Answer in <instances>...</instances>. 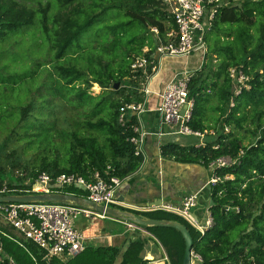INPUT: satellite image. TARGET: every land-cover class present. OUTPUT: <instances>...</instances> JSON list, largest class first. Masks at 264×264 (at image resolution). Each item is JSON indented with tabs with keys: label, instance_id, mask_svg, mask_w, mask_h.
Instances as JSON below:
<instances>
[{
	"label": "trees",
	"instance_id": "16d2710c",
	"mask_svg": "<svg viewBox=\"0 0 264 264\" xmlns=\"http://www.w3.org/2000/svg\"><path fill=\"white\" fill-rule=\"evenodd\" d=\"M83 1L53 0L55 6L63 9L71 6L73 11L52 17L49 13L54 5L50 3L34 10L19 0H0V40L25 34L28 28L40 22V30L50 42L56 61L52 68L54 81L51 87L49 82L43 85L40 93L46 98L50 95L52 99L61 97L66 102L74 101V109L98 100L90 112L91 117L97 118L96 121L89 120L85 125L89 134L81 136L76 131H63L62 135L68 143L62 153L57 150L55 156L41 155L40 164L34 166L21 160L17 145L10 152H0V188H20L25 179H34L41 172L77 174L87 179L99 172L106 179L111 176L125 179L135 174L144 162L142 156L136 155L135 146L130 142L135 136L133 126L138 123L137 117L130 114L126 123L121 124L120 108L126 103L144 101L141 89L145 76L141 72H132L131 63L142 55L155 60L159 40L166 41L167 34L176 30L175 21L161 0H100L106 2L101 5L94 0L88 11L81 8ZM121 14L127 20H119ZM112 16H116L118 21L106 25V20ZM99 24L98 38L86 41L84 35L90 31L93 34ZM257 24L259 33L254 36L250 28ZM153 28L158 29V36ZM210 31L234 39L214 51L219 59L217 64L209 65L204 60L189 83L193 109L187 125L191 130L204 134V140L209 138L200 146L164 143L161 154L181 163L203 164L208 169L210 163L221 157L237 161L215 169V174L222 181L210 187L213 225L202 234L182 218L162 210H120L186 225L194 239L192 251L201 259H195L197 264H264V0L221 10ZM146 33H152L154 38H149ZM123 44L127 53L117 61ZM145 48L149 50L144 52ZM132 52L141 55L132 56ZM3 63L0 61V65ZM231 67L242 68L250 76L249 90L244 89L234 95L229 78ZM15 78H21V75L11 76L13 83L17 84ZM117 83H121L118 89ZM93 85L101 88L102 92L93 95L90 91ZM212 101H217V104L213 105ZM37 109L43 113L41 107L37 106ZM37 111L32 101L27 103L21 108L18 121L26 122L32 113L36 118ZM210 111L218 114L212 120ZM15 116L18 117L9 113L8 121L11 122ZM41 116L35 119L36 124H33L34 119L30 120L32 123L28 128L33 133L31 136L16 138L6 135L2 145L9 148L10 143L16 144L31 137L50 141L56 123L48 119L56 117L55 113L50 109L45 118L43 114ZM0 122H3L2 115ZM246 127H250L247 131L255 139L250 145H245L239 136ZM226 128L231 131L227 132ZM99 137H103V143ZM32 142L27 145L31 146ZM3 154H9L7 160L12 159L9 162L11 170L1 164ZM17 171L24 172L26 176L15 177ZM64 192L87 197L74 188ZM141 228L158 242L153 237L137 235L124 241L123 246H87L67 262L51 258L50 264H73L79 258L78 264H150L143 255L150 241L162 245L168 257L167 264H183L185 241L179 231L163 227ZM46 254L33 241L20 240L10 230L0 226V264H47Z\"/></svg>",
	"mask_w": 264,
	"mask_h": 264
},
{
	"label": "built area",
	"instance_id": "2783aa9c",
	"mask_svg": "<svg viewBox=\"0 0 264 264\" xmlns=\"http://www.w3.org/2000/svg\"><path fill=\"white\" fill-rule=\"evenodd\" d=\"M167 12L173 17L176 30L167 34V40H159L156 48L158 58L151 60L146 56H138L131 63V70L134 73H143L145 81L142 84L141 92L144 94L143 102L126 103L120 108L119 122L125 124L127 116L132 114L137 117L138 123L133 126L135 136L130 142L135 146L136 155L144 156V144L146 137L151 134L144 129L140 115L146 111V102L151 93L149 84L158 73L160 65L159 58H187L194 52L206 53V34L211 29L217 14L226 8H234L247 2L257 0H161ZM152 31L158 36L159 31L153 28ZM149 49L146 48L144 52ZM195 70L183 69L174 74L173 78L166 84L162 93L159 94V104L156 107L162 122L172 129L173 134L196 136L202 140L204 145V134L193 131L188 127L191 119L193 101L189 97V83ZM229 78L233 84L234 95H238L244 89L249 90L250 76L239 67L229 69ZM233 105V100L231 101ZM183 109H185L182 114ZM229 132V129H225ZM163 133L159 134L162 135ZM243 154V151H241ZM230 157H221L210 163V177L208 186L211 187L222 181L221 177L215 174L217 167H225L236 163ZM22 171L15 172V177H25ZM125 179L111 176L106 179L99 172H95L87 179L77 174L61 173L54 175L48 172L39 173L34 179L24 180L22 187L8 190L6 186L0 188V197L8 195L25 194H51L63 193L65 189L74 188L84 192L87 199L105 207L129 209L121 202L116 193ZM228 178V177H226ZM9 183V182H7ZM17 193V194H16ZM76 196V195H75ZM199 207V195L192 194L186 197L178 206L162 205L150 207L147 212L165 211L176 215L186 221L190 226L201 232L213 225V217L210 207L206 209L205 224L199 223V218L194 209ZM196 214V217L194 216ZM0 215L6 223L26 240H31L41 249L46 251V258H57L64 262L69 261L82 253L85 248L86 238L76 227L75 221L80 217L86 219H104L107 215L96 212L88 207L71 203H0ZM115 221H121L111 218ZM130 229L144 231L141 227L130 221H121ZM193 259L201 260L193 253Z\"/></svg>",
	"mask_w": 264,
	"mask_h": 264
},
{
	"label": "rangeland",
	"instance_id": "374dc122",
	"mask_svg": "<svg viewBox=\"0 0 264 264\" xmlns=\"http://www.w3.org/2000/svg\"><path fill=\"white\" fill-rule=\"evenodd\" d=\"M19 1L34 10H37L41 6H46L48 3H50L54 5L52 6V10L49 13V15L52 17L56 14L70 13L73 11V7L71 6L65 9L60 8L59 6H55L53 0ZM93 2L94 0H84L82 2V5L80 6L83 10L88 11L93 6ZM98 3L99 5H101L105 4L106 2L98 0ZM98 10H100V8ZM121 19L127 20L123 15L119 20ZM116 21H118V18L116 16H112L111 18L106 20L105 24L113 25L116 23ZM40 26L41 23L37 22V24H35L33 27L28 28L25 34H19L16 36L11 35L5 40H0V61L4 62L2 65H0V115H2L3 117V122H0V152H10L13 150V148H16L17 145V151L22 157L21 160L25 161L26 164L34 166L40 164L41 160L39 159L41 158V155L55 156L57 150L59 153H62L63 147L67 146L68 143L62 135L63 131H76L81 136L89 134L85 129V125L89 120L96 121L97 118L91 117L90 112L93 108V105L98 101H93L88 106L74 109L73 107H76L74 101L66 102L62 100L61 97L57 99L53 97L52 99V96L50 95H48L46 98L45 95L40 93V90L44 89L42 86L46 83L49 82L50 87L52 86V83L54 81V77L52 76V68L56 64V61L54 60V53L50 48V42L48 41L47 36L41 32ZM98 28H100V24L97 26V30L93 31V34L90 31L89 33L84 35L86 41H90L91 39H93V37L98 38V36L100 35ZM234 29L235 27H233V30ZM96 31L97 34H95ZM250 33L254 36L258 35L259 25L257 24L256 26L250 28ZM147 36L149 38H154L152 33H148ZM207 36L208 41H206V53L194 52L191 56L187 57V59L166 60L164 67L166 72L168 73L171 69L181 70L185 68L186 62L187 68L190 70L197 68V70H199L204 63V60H207L206 62L209 65L217 64L219 62V59L217 58V55L214 53V51L221 46H227L229 43L233 42L234 38H226L222 33L213 34L211 33L210 29L207 31ZM94 45H98V43H94ZM125 53H127V47L123 44L120 48V51L118 52L119 57L117 58V61H120L121 57H123ZM132 54V56L141 55L137 54L136 52H132ZM5 66L6 69H3ZM12 74L21 75V78H15V80H17V84H14V80H11ZM3 80H5V82ZM90 91L93 93V95H98L102 92V89L97 85H93ZM48 100L52 101L48 102ZM31 101L35 104L36 111L38 110L37 106L43 109V113H41L40 110L37 111L36 118L40 119V117H42V114L45 118L50 109L55 113L56 117L48 119L55 120L56 123V129L53 133V137L49 139L50 141H46L43 139L39 141L37 138L31 137L29 140L26 139L23 141H19L16 144L10 143L9 148H5L1 143L3 136L11 134L16 138H21L27 135L31 136L33 134L31 133V128H28V126H30V124L32 123L30 121L31 119H34L33 124H36V118L34 117L35 115L33 113L32 116L30 115L28 117V120L26 122L23 123L21 121H18V119H20L21 108ZM211 103L215 105L217 104V101H212ZM9 113L16 114L18 117L16 118L15 116V118L11 119L10 122V120L8 121L7 117ZM209 115L210 119L212 120V118L217 116L218 114L210 111ZM249 128L250 127H246V130L242 131L239 134V136L243 139L245 145H250L251 143L255 142V139L247 131V129ZM229 131L231 130L229 129ZM233 132L236 133L237 130H233ZM211 133H213V131H211ZM99 138V141L103 143V137ZM208 138L209 137H205V140H207ZM190 139L192 145L189 146H198L201 141L200 138L196 136H192ZM32 140L33 142L31 146H28L27 144ZM8 155L9 154H3L1 156V164H3L6 169L11 170L9 162H11L12 159L7 160ZM20 170L24 171L23 169ZM193 211H196L199 218V223L205 224V220L207 219L206 214L202 210L194 209ZM95 223L96 224H94L93 226H85V224L90 223L87 222V220L83 217H80L75 221L76 227L81 229V231L87 238L90 239L92 236L97 235L99 236V238H105L108 240H87L85 242L86 247L90 246V248H100L105 246H123L124 241L133 237L135 238L137 235L141 237L143 235V231L138 229H130L123 222L115 221L108 216L104 219H96ZM0 226L10 230L20 240H25L23 236H20L15 230H12L10 228V226L4 220V217L1 215ZM87 232H89L88 235H86ZM120 233L122 236V238H120L121 242L118 245L111 244L113 238H111L110 236H119ZM150 237L148 236L146 238ZM115 238L117 240L118 237ZM152 249L155 250V255L159 252L161 256H164L163 249L156 243H154ZM80 260L81 258L77 259L73 264H78ZM193 262L194 264H197L195 259H193Z\"/></svg>",
	"mask_w": 264,
	"mask_h": 264
},
{
	"label": "crops",
	"instance_id": "0c3cea01",
	"mask_svg": "<svg viewBox=\"0 0 264 264\" xmlns=\"http://www.w3.org/2000/svg\"><path fill=\"white\" fill-rule=\"evenodd\" d=\"M157 58L158 56H156ZM176 59L181 60L187 58H159L158 65H160V69L149 84L151 93L147 98L146 111L139 117L144 129L151 133L146 137L144 144L145 159L141 168L130 176L118 189L116 196L129 209L138 212H147V209L158 201H162L163 205L170 204L178 206L186 197L192 194H198L199 207L196 210H202L206 214V209L211 205L210 187L207 184L210 177L209 169L203 164L181 163L172 158H164L161 154V146L164 143L177 142L187 147L192 145L190 139L192 136L171 133L172 129L162 122L160 115L156 111V107L159 104V94L163 92L166 84L173 78L176 72L185 68L188 69L186 62L185 68L181 70L171 69L167 73L164 68L166 60ZM197 69L193 70L196 71ZM161 133L163 134L159 135ZM201 142L202 140L198 146L201 145ZM96 219H86L90 224H85V226H93L96 224ZM79 230L81 231V229ZM148 236L153 237L158 242L149 232L146 230L143 231L142 237ZM110 237L114 239L111 241L113 245H118L121 242V233L119 236L111 235ZM115 237H118L117 240ZM85 238L86 241L96 239L107 240L105 238H99L97 235L92 236L90 239L86 236ZM153 245L154 243L150 241L146 246L143 253L144 258L149 260L150 264H167L168 257L162 245L159 243L163 249L164 258L159 252L156 255L154 254L155 250L152 249Z\"/></svg>",
	"mask_w": 264,
	"mask_h": 264
},
{
	"label": "water",
	"instance_id": "95a60500",
	"mask_svg": "<svg viewBox=\"0 0 264 264\" xmlns=\"http://www.w3.org/2000/svg\"><path fill=\"white\" fill-rule=\"evenodd\" d=\"M119 85V83L116 84L117 89L119 88ZM184 111L185 109H183L182 114L184 113ZM0 203H71L79 206L88 207L96 212L105 214L110 218H114L121 221H130L139 227H163L175 229L182 234L185 241V254L183 264H194L192 251L194 239L188 227L178 221L160 220L148 218L145 216H137L134 213L122 211L118 208H111L105 207L103 205H98L87 198L63 193L8 195L0 197ZM211 204H213L212 201ZM162 205V201H158L156 204L150 207H157ZM194 216L197 219L196 214H194ZM45 260L47 264H50L49 258H46Z\"/></svg>",
	"mask_w": 264,
	"mask_h": 264
}]
</instances>
